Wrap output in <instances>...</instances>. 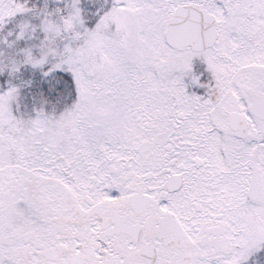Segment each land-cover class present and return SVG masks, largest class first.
Instances as JSON below:
<instances>
[{
  "label": "snow or ice",
  "instance_id": "1",
  "mask_svg": "<svg viewBox=\"0 0 264 264\" xmlns=\"http://www.w3.org/2000/svg\"><path fill=\"white\" fill-rule=\"evenodd\" d=\"M0 264H264V0H0Z\"/></svg>",
  "mask_w": 264,
  "mask_h": 264
}]
</instances>
